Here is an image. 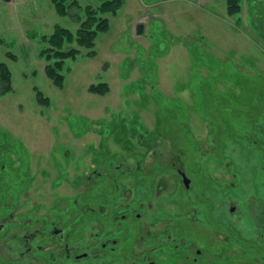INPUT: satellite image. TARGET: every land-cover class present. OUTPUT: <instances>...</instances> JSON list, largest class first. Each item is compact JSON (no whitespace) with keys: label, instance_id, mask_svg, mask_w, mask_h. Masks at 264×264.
Masks as SVG:
<instances>
[{"label":"rangeland","instance_id":"rangeland-1","mask_svg":"<svg viewBox=\"0 0 264 264\" xmlns=\"http://www.w3.org/2000/svg\"><path fill=\"white\" fill-rule=\"evenodd\" d=\"M76 1L78 8L60 16L51 0H0V63L7 66L12 87L0 98V217L10 211L18 220L32 213L41 220L53 205L70 208L62 201L78 196L75 179L83 176L81 166L89 169L98 162L101 134L100 151L121 161L133 139L161 138L172 148L174 133L176 146L190 148L189 158L203 164L192 174L196 185H204L202 192L215 186L213 174L223 184L230 180L232 195L241 191L240 176L245 184L252 178L264 183V153L256 148L261 141L252 143L264 139V0H240L241 12L234 16L227 14L226 0H123L116 15L102 16L108 30L98 34L92 49L63 45L64 52H79L64 61L63 85L56 87L46 75L55 62L44 54L49 36L56 26L74 34L85 19L84 8L104 0ZM102 83L109 87L106 95L89 91ZM213 146L228 148L224 156L230 161L217 159ZM252 146L247 158L262 167L258 175L250 167L254 163L242 172L232 165L243 161ZM150 162L165 163L145 159ZM257 189L254 194L255 187H245L254 206L247 203L230 233L212 231L230 247L226 264H264V203L258 204L262 229L257 233V200L252 198L264 196V185ZM78 216L74 210L66 226ZM186 217L185 212V222ZM249 221H254L253 231ZM240 233L253 238L238 246L234 239ZM10 241L12 250L0 245V264H43L33 257L22 260L25 248ZM93 260L88 253L73 263Z\"/></svg>","mask_w":264,"mask_h":264},{"label":"flooded vegetation","instance_id":"flooded-vegetation-1","mask_svg":"<svg viewBox=\"0 0 264 264\" xmlns=\"http://www.w3.org/2000/svg\"><path fill=\"white\" fill-rule=\"evenodd\" d=\"M171 134L175 144L172 148L161 138L140 136L133 139L127 158L121 161L100 151L105 144V137L101 134L95 154L98 162L89 169L81 166L79 171H84L83 176L75 179L77 188H80L78 196L62 201L64 204L68 201L70 208L59 210L53 205L41 220L36 219L35 213L18 220L19 217L8 211L0 217V245L12 250L7 246L9 239L10 244L19 241L25 248V253L19 254L22 260L33 257L43 264L79 263L88 257V253L94 257L91 264H226L230 247L219 242L212 231L230 233L232 221L240 222L249 204L254 206L245 187H255L256 194L258 186L264 183L252 178L245 184L239 173L241 191L232 195L230 180L224 179L227 183L223 184V178H216L213 174L209 178L216 188L211 185L200 191L204 185H196L192 174L196 173L197 165L203 164L189 158L190 148L176 146L178 138ZM263 140L252 141L254 145L261 141L256 147L261 153H264ZM253 147L244 152L247 154ZM210 150L217 159L230 161L224 156L228 154V148L220 147L217 151L213 146ZM247 156L237 165L232 163L233 168L237 166L242 172L241 168L254 163ZM152 157L153 163H165L160 167L153 166L152 162L146 164L145 159L152 160ZM250 167L255 168V174L262 170L257 162ZM68 180L66 177L62 179L64 182ZM252 198L257 200L259 218L255 229L258 233L262 229L259 226L262 208L258 204L264 203V196L253 195ZM74 210L79 216L66 226L65 222L70 220ZM185 212L190 216L186 217L187 222ZM250 224L253 231L254 221ZM11 232L13 236H9ZM240 236L234 239L238 246L253 238L241 233ZM256 236L260 239L258 234ZM81 251L85 252L80 254ZM251 252L254 254L253 249Z\"/></svg>","mask_w":264,"mask_h":264},{"label":"trees","instance_id":"trees-1","mask_svg":"<svg viewBox=\"0 0 264 264\" xmlns=\"http://www.w3.org/2000/svg\"><path fill=\"white\" fill-rule=\"evenodd\" d=\"M55 8V11L60 16L68 14L70 8H78L76 0H51ZM124 6L123 0H104L96 8L92 6H86L84 8L85 19L80 22L78 29L73 34L69 30L56 26L51 36H49L47 42L49 49L44 54L47 59H54L53 65L46 67V75L52 81L56 87H62L63 77L59 72L63 68L65 60L75 59L78 54V50L70 49L66 52L62 51L64 44L76 43L78 47L92 49L95 44V40L99 33L106 32L108 30V20L102 16L106 14L116 15L117 12ZM227 14L229 16L237 15L241 12L240 0H226ZM89 55H94L93 52H89ZM11 87V74L5 64L0 63V98L10 93ZM89 91L104 96L109 92L107 84L102 83L89 88ZM38 98L41 104L46 105L48 100L42 98L38 94Z\"/></svg>","mask_w":264,"mask_h":264},{"label":"water","instance_id":"water-1","mask_svg":"<svg viewBox=\"0 0 264 264\" xmlns=\"http://www.w3.org/2000/svg\"><path fill=\"white\" fill-rule=\"evenodd\" d=\"M140 34H142V26L138 25L136 28V35H140Z\"/></svg>","mask_w":264,"mask_h":264}]
</instances>
